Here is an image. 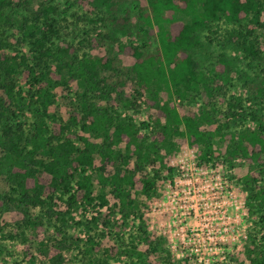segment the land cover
Returning a JSON list of instances; mask_svg holds the SVG:
<instances>
[{
    "label": "trees",
    "instance_id": "1",
    "mask_svg": "<svg viewBox=\"0 0 264 264\" xmlns=\"http://www.w3.org/2000/svg\"><path fill=\"white\" fill-rule=\"evenodd\" d=\"M116 1L119 0L91 3L95 8L104 6L110 10ZM146 1V6H138V17L143 25L157 26V52L144 55L142 45L123 42L112 35L119 50L135 58L131 70H120L107 56L84 53L79 57L71 47L53 43L51 38L58 37L60 28L50 14L56 10L50 4H41L32 12L31 23L27 18L22 23L23 36L30 38L37 54L32 64L23 54H8L0 41V176L9 187L8 192L0 191V209L19 211L37 234H41L42 224L39 218L29 217L32 207L51 204L60 194H67L70 206L93 204L92 170L97 171L98 181L109 189L114 200L108 205L105 196L99 195L107 211L93 216L108 227L113 215L118 213L124 220L139 207L141 195L156 192L159 170L150 175L145 165L162 161L160 150L172 157L179 150V143L188 142L196 149L199 161L209 162L215 157L213 139L220 128L209 130L202 125L212 124L216 112L213 96L217 94L218 101L224 100L220 97L231 82L232 70L230 61L221 58L211 75L202 77L197 72L192 51L201 43L198 30L220 15L237 23L251 13L259 16L261 0ZM10 4L12 0H0V14ZM163 11L170 15L163 17ZM175 11L189 14L190 19L174 17ZM40 20L45 29L39 25ZM141 31H145L143 26ZM249 51L258 52L252 44ZM104 70L109 73L102 74ZM19 76L29 84L21 104L16 99ZM71 81L84 87L77 100L64 116L51 111L56 102L55 89ZM193 90L204 94L207 108L197 112L175 103L174 95L183 99ZM140 98L156 109L151 123L137 125L117 109L119 103L134 105ZM228 103L233 109L231 113L236 114V100ZM20 109L32 113L30 123L19 119ZM141 127L151 128L149 141ZM260 129L242 133L237 140H230L232 133H221L224 145L218 150L222 158L230 162L239 156L264 155V129ZM121 142L124 150L114 147ZM96 154L100 157L99 166L94 164ZM248 195L249 199L258 197L264 201L263 191L253 192L249 188ZM38 243L40 255L49 264H62L64 240L47 237ZM254 252L257 255L251 264H264V255Z\"/></svg>",
    "mask_w": 264,
    "mask_h": 264
},
{
    "label": "rangeland",
    "instance_id": "2",
    "mask_svg": "<svg viewBox=\"0 0 264 264\" xmlns=\"http://www.w3.org/2000/svg\"><path fill=\"white\" fill-rule=\"evenodd\" d=\"M91 1L12 0V4L4 7L0 14V41L8 54H23L32 64L36 52L30 38L23 36L25 29L22 23L26 18L28 24L31 23L32 12L41 4H50L56 9L50 14L58 21L60 28L58 37L51 38L53 43L71 47L79 57L84 53L107 56L120 70H131L135 58L123 54L118 43L112 40V35L123 42L142 45L144 55L157 52V26L150 28L143 25L138 17V6H146V0H119L110 10L104 6L95 8ZM261 3L259 16L251 13L237 23L220 15L198 30L201 43L192 51L197 72L202 77L211 75L221 58L230 61L229 67L232 70L231 82L225 95L220 97L224 100L218 101L217 94L213 96L216 112L213 114L212 124L202 125L209 130H214L217 126L220 128L221 132L213 139L214 159L209 162L199 161L196 149L188 142L179 143V150L172 157H168L164 149L160 150L162 161L146 162L145 165L146 172L150 175L156 169L159 170L156 192L151 196L141 195L139 207L124 220L118 213L113 215L112 224L108 227L93 218L98 212L107 211V205L101 203L99 195L105 196L108 205L114 202L109 189L102 187L98 181L96 170L91 171L95 196L92 205L70 206L67 203V194H60L51 204L30 209L29 217L41 220V234H37L25 222L19 211L0 209V264H49L40 255L38 243L40 239L47 237L66 242L62 264H188V260L177 256L173 244L178 238L175 233L179 227L177 222L179 218L185 217L182 215L183 205L194 204L197 197L193 196L198 185L193 163L196 166L213 168L220 166L222 184L232 185L242 195L248 209L247 216L243 218L247 237L242 239L239 248L226 245L229 250L225 251L226 260L222 264H251V259L257 255L254 250L264 255V201H260L258 197L249 199L248 195L249 188L253 192H264V155L261 154L260 158L239 156L228 162L218 150L224 145L221 136L223 132L232 133L233 138L230 140H237L242 133L257 131L261 127L264 129V0ZM169 15L168 11H163V17ZM174 17L184 21L190 19V15L183 11H175ZM38 23L45 29L42 20ZM164 24L168 26L169 23L165 21ZM142 26L145 31H141ZM47 44L52 45L51 41ZM251 44L253 49L258 50L257 53L249 51ZM108 73L109 71L104 70L102 74ZM17 80L19 85L16 99L21 104L22 98L27 97L29 84L20 76ZM83 89L76 81L57 87L56 102L51 111L66 115L65 112ZM203 96L201 91L193 90L186 93L183 99L174 95V100L183 108L199 112L207 108ZM230 100H236L238 104L234 109L236 114L231 113L233 109L229 108ZM117 109L137 125L144 121L151 123L156 116V109L145 102L144 98L136 99L134 105L119 103ZM17 112L19 119L27 124L34 118L28 109ZM140 131L148 135V141L151 139L150 127H141ZM78 133L83 134L82 131ZM114 147L124 150V142ZM134 162L133 158L131 167ZM100 163V157L96 154L94 164L99 166ZM209 175L210 172L205 174L207 177ZM175 188L178 194L172 193ZM188 190L190 193L185 197L183 194ZM0 191H9L3 176H0ZM169 194L176 196L174 204L170 203ZM185 222L192 226L196 219L187 216Z\"/></svg>",
    "mask_w": 264,
    "mask_h": 264
},
{
    "label": "built area",
    "instance_id": "3",
    "mask_svg": "<svg viewBox=\"0 0 264 264\" xmlns=\"http://www.w3.org/2000/svg\"><path fill=\"white\" fill-rule=\"evenodd\" d=\"M193 165L198 183L193 196L197 197L194 204L183 205L182 215L193 217L196 222L188 226L185 217L179 218V227L175 232L178 238L173 247L177 256L188 260V264H222L226 260L225 251L229 250L226 245L239 248L242 239L247 237L243 223L248 209L244 198L232 185L222 184L220 166L213 168ZM208 172L210 175L207 177L205 174ZM175 189L172 193L178 194ZM189 193L190 190L183 195L188 197ZM169 197L170 203L176 199V196Z\"/></svg>",
    "mask_w": 264,
    "mask_h": 264
}]
</instances>
